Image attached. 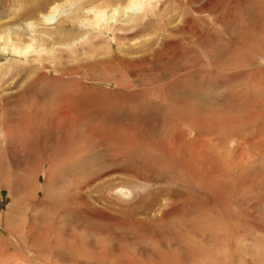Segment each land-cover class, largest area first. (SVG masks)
I'll return each mask as SVG.
<instances>
[{
	"label": "rangeland",
	"instance_id": "rangeland-1",
	"mask_svg": "<svg viewBox=\"0 0 264 264\" xmlns=\"http://www.w3.org/2000/svg\"><path fill=\"white\" fill-rule=\"evenodd\" d=\"M162 1L0 0V264H264V0Z\"/></svg>",
	"mask_w": 264,
	"mask_h": 264
},
{
	"label": "bare ground",
	"instance_id": "bare-ground-1",
	"mask_svg": "<svg viewBox=\"0 0 264 264\" xmlns=\"http://www.w3.org/2000/svg\"><path fill=\"white\" fill-rule=\"evenodd\" d=\"M117 2H118V0H116ZM122 1V0H121ZM162 1V0H161ZM168 2V1H167ZM118 3H120V2H118ZM167 4V3H166ZM120 5L121 4H115L114 6L112 5L111 7H112V15H109V13H108V10H109V8H110V5H108V6H100L99 5V7H96V6H91V7H88L87 9H86V12L89 14V15H85V16H82V18H83V20H84V22H86L88 25H90L91 26V28L92 29H94V30H97L98 31V29H100V30H106V29H113V27H114V24H116L117 23V15H119L120 13V11H119V9L118 8H121L120 10H122V8L125 6V8L126 9H129V10H132V12L133 11H136V14H135V16L136 17H138V18H140V17H146V14H147V12L148 11H150V10H152V9H154L155 10V8H156V10L155 11H157V10H159V8L161 7V6H163V1L162 2H160L159 3V0H128V2L127 3H125V5H122V7H120ZM165 7V6H164ZM41 9V8H40ZM46 9V8H45ZM54 9V8H53ZM52 9V10H53ZM51 10V12H54V11H52ZM129 10H127V11H129ZM50 12V11H49ZM130 12V11H129ZM29 13H31V12H29ZM34 13V12H33ZM122 13V12H121ZM35 14V13H34ZM33 14V15H34ZM53 14V13H52ZM130 14V13H129ZM29 15V14H28ZM27 15V16H28ZM125 16H127V13H125L124 14ZM23 16H25V15H23ZM32 16V15H31ZM120 16H122V15H120ZM119 16V17H120ZM79 17H80V15H79ZM79 17H77V18H79ZM124 17V16H123ZM122 17V18H123ZM129 17L130 16H127L125 19H126V21L128 20H130L129 19ZM41 18H43V16L41 17ZM81 18V19H82ZM148 18V17H147ZM132 19V18H131ZM144 19V18H143ZM163 19V18H162ZM44 20V19H43ZM46 20V19H45ZM44 20V21H45ZM136 20H137V18H136ZM121 21V20H120ZM81 22V21H80ZM83 22V23H84ZM169 23V22H168ZM120 24V23H119ZM123 24V23H122ZM121 24V25H122ZM160 24V23H159ZM118 25V24H117ZM127 25V24H126ZM125 25V26H126ZM119 26V25H118ZM124 26V25H123ZM124 26V27H125ZM30 27H32V25H30ZM120 28H122L121 26H119ZM123 27V28H124ZM127 27V26H126ZM120 28H118V29H120ZM133 27H131V28H129V30L128 31H130L131 29H132ZM125 29H127V28H125ZM117 30V29H116ZM120 31V30H119ZM122 31V30H121ZM127 31V32H128ZM99 32V31H98ZM113 34H114V32H113ZM35 36V35H34ZM120 37V36H119ZM115 38V37H114ZM125 38V37H124ZM120 39V38H119ZM11 40V39H10ZM34 40V39H33ZM31 44V43H30ZM32 45V44H31ZM31 45H28L27 44V46H26V48H23L22 50H20V51H18V53H20V52H22V53H24V54H28L29 53V51L31 50L30 48H32L31 47ZM28 48V49H27ZM30 49V50H29Z\"/></svg>",
	"mask_w": 264,
	"mask_h": 264
}]
</instances>
